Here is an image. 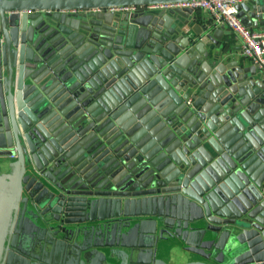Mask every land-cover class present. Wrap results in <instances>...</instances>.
I'll list each match as a JSON object with an SVG mask.
<instances>
[{
    "label": "water",
    "instance_id": "obj_1",
    "mask_svg": "<svg viewBox=\"0 0 264 264\" xmlns=\"http://www.w3.org/2000/svg\"><path fill=\"white\" fill-rule=\"evenodd\" d=\"M169 1L0 0V264H264V66Z\"/></svg>",
    "mask_w": 264,
    "mask_h": 264
},
{
    "label": "built area",
    "instance_id": "obj_2",
    "mask_svg": "<svg viewBox=\"0 0 264 264\" xmlns=\"http://www.w3.org/2000/svg\"><path fill=\"white\" fill-rule=\"evenodd\" d=\"M243 0H180L146 4L142 8L191 7L209 10L217 25L230 28L239 40L242 53L252 61L264 66V29L246 26L238 16L237 4ZM135 5H116L112 11L134 10Z\"/></svg>",
    "mask_w": 264,
    "mask_h": 264
},
{
    "label": "crops",
    "instance_id": "obj_3",
    "mask_svg": "<svg viewBox=\"0 0 264 264\" xmlns=\"http://www.w3.org/2000/svg\"><path fill=\"white\" fill-rule=\"evenodd\" d=\"M190 17L185 18L182 16L181 19L190 20V23L188 25H185L184 29L187 30L188 34H191L192 36L194 34L192 26L197 23H204L205 20L211 17V13L209 12V10L206 9H195ZM252 28L262 29L261 27ZM217 39L218 44H214L211 40H207V46L210 48H214L215 50L217 49L220 52L223 51L224 60L227 61L229 59H237L240 60L241 63H251L250 61H252V59L242 53L240 42L236 38L232 30L229 31L227 29H224V31L221 32L220 36Z\"/></svg>",
    "mask_w": 264,
    "mask_h": 264
}]
</instances>
